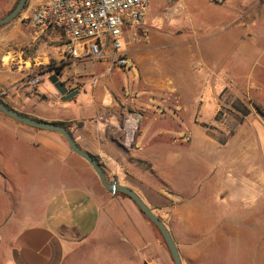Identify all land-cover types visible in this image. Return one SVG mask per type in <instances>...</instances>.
Segmentation results:
<instances>
[{"label":"crops","instance_id":"0c3cea01","mask_svg":"<svg viewBox=\"0 0 264 264\" xmlns=\"http://www.w3.org/2000/svg\"><path fill=\"white\" fill-rule=\"evenodd\" d=\"M18 1L0 0V19ZM250 6L256 8L251 21L263 31L243 37L244 52L260 57L264 0ZM27 13L0 27L2 101L26 116L65 124L110 180L134 190L162 219L183 264H231L253 256L263 263L264 236L258 231L264 225L258 227V218L264 217V117L254 110L249 83L220 79L215 66L206 77L195 76L193 66L178 69L162 61L153 66L141 41H130L127 52L140 78L126 82L112 75L107 62L69 58L60 33L35 31L23 21ZM227 39L220 42L227 46ZM14 60L20 67H62L61 80L78 95L65 103L57 91L51 99L34 89L56 68L37 70L26 86L20 84ZM37 76L42 80L31 84ZM135 126L128 147L125 132ZM0 262L174 264L134 201L107 191L61 135L1 112Z\"/></svg>","mask_w":264,"mask_h":264},{"label":"rangeland","instance_id":"374dc122","mask_svg":"<svg viewBox=\"0 0 264 264\" xmlns=\"http://www.w3.org/2000/svg\"><path fill=\"white\" fill-rule=\"evenodd\" d=\"M251 1L175 0L169 2L150 0L144 29L141 30L142 38L139 46L146 49L143 52H149L154 57L153 66L157 65L158 61H162L165 65L172 64L173 68L178 69H181L183 65L189 69L193 66L195 69L192 73L195 76L203 73L205 77L208 74L207 70L215 66L212 72L218 74L220 79L249 83L246 88L250 89L251 94L256 98L254 110H257L255 107L257 105L264 111V54L259 57L257 54L244 52L248 42L243 37L249 32L259 33L263 31L262 25L256 21H251L256 10L250 6ZM28 4L27 1L23 11L15 19L22 17ZM234 19L237 21H233ZM223 38H228L229 47L220 42V39ZM62 50L63 52L66 51V47ZM255 57L258 61H255ZM17 62L14 60L12 70H19V83L25 86L27 85L25 82L30 79V76L34 77L37 70H39L37 74H43L56 68L55 66L46 67L43 64L36 68L32 67L31 64L20 67L22 65L17 64ZM117 70L119 73H115ZM112 75H117L123 81L128 82V80L139 79L141 72L136 66H133L130 58H128V67L126 69L115 68ZM256 81L261 84L256 85ZM65 84L67 86L68 83ZM34 89L41 94H46L51 99L50 93L53 91L56 93L49 77H44L39 84L34 86ZM86 90L89 96L91 88L87 87ZM73 100L65 103H71ZM235 106L241 113L246 114L247 109L241 102H237ZM258 221L260 228L261 224L264 225V217L261 221L258 218ZM263 231H258L259 238L261 235L264 236ZM254 249H257V245H254ZM102 254L104 253L102 252ZM103 257L105 256L103 255ZM0 264L5 263L0 262ZM221 264L227 263L221 262ZM231 264H264V262L258 261L257 257L253 256L241 261L234 258Z\"/></svg>","mask_w":264,"mask_h":264},{"label":"built area","instance_id":"2783aa9c","mask_svg":"<svg viewBox=\"0 0 264 264\" xmlns=\"http://www.w3.org/2000/svg\"><path fill=\"white\" fill-rule=\"evenodd\" d=\"M173 2L175 0H164ZM150 0H36L23 21L35 31L54 30L65 39L69 58L109 63V70L128 67V45L140 42ZM55 73V72H54ZM53 73V74H54ZM41 76L31 84H37ZM136 126L125 132L131 146Z\"/></svg>","mask_w":264,"mask_h":264},{"label":"water","instance_id":"95a60500","mask_svg":"<svg viewBox=\"0 0 264 264\" xmlns=\"http://www.w3.org/2000/svg\"><path fill=\"white\" fill-rule=\"evenodd\" d=\"M27 1L28 0H19L15 8L10 13H8L5 17L0 19V27L13 21L23 11V9L26 6ZM49 81L56 89L61 100L64 102L70 101L75 96H77L79 93V90L77 88L69 89L65 85V83L61 80L60 71L55 72L54 74L50 75ZM0 112L6 115L7 117H9L10 119L20 124H23L25 126H28L34 129L55 132L61 135L66 140L71 151L75 153L76 155H78L79 157L83 158L85 161H87L92 166L102 186L107 191H109L112 194H115L117 192L123 193L127 195L129 198H131L132 201H134V203L142 211L145 217L159 230L171 254L173 263L183 264L180 251L178 249L176 241L174 237L172 236L170 230L167 228L166 224L162 221V219L151 210V208L140 197V195H138V193H136L134 190L130 189L127 186L118 185V182L116 180H110L107 177L106 173L104 172L100 162L97 161L90 153L80 148V146L76 143L75 139L73 138L68 128L58 123L46 122V121H42L39 119L26 116L14 109H11L9 106H7L2 101L1 98H0Z\"/></svg>","mask_w":264,"mask_h":264},{"label":"trees","instance_id":"16d2710c","mask_svg":"<svg viewBox=\"0 0 264 264\" xmlns=\"http://www.w3.org/2000/svg\"><path fill=\"white\" fill-rule=\"evenodd\" d=\"M140 33H142V31H140ZM61 68L62 67H58V68H56V70L59 72V71H61ZM255 107H256V109L258 110V112L264 117V111L259 107V106H257V105H255ZM58 124H61V125H64L66 128H68L65 124H63V123H58ZM93 156V155H92ZM97 161H99L98 160V158L97 157H95V156H93ZM142 212V211H141ZM157 229V228H156ZM158 230V229H157ZM158 232H159V230H158ZM159 235H160V237L162 238V240H163V242L165 243V241H164V239H163V237H162V235L160 234V232H159ZM166 244V243H165ZM167 246V245H166Z\"/></svg>","mask_w":264,"mask_h":264}]
</instances>
